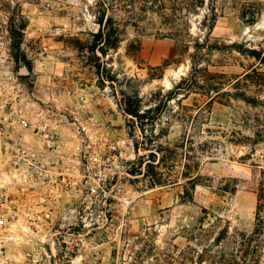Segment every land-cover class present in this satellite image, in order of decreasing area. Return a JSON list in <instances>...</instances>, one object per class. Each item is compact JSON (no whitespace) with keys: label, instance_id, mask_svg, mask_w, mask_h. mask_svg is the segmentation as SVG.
Here are the masks:
<instances>
[{"label":"rangeland","instance_id":"1","mask_svg":"<svg viewBox=\"0 0 264 264\" xmlns=\"http://www.w3.org/2000/svg\"><path fill=\"white\" fill-rule=\"evenodd\" d=\"M18 6L29 66L8 30ZM103 8L121 36L101 56L113 84L89 51ZM250 49L264 56V0H0V264H264V106L242 99L264 100L245 84L264 63ZM121 92L163 101L156 125L141 129ZM82 200L84 217L69 214Z\"/></svg>","mask_w":264,"mask_h":264},{"label":"trees","instance_id":"2","mask_svg":"<svg viewBox=\"0 0 264 264\" xmlns=\"http://www.w3.org/2000/svg\"><path fill=\"white\" fill-rule=\"evenodd\" d=\"M97 22L99 23V29L97 32L93 33V40L91 45L89 46V51L94 54V57L96 58L94 60L95 67L97 69V73L99 76V79L101 82L110 81L111 84L118 81L117 76L115 73H112V70H109L107 68V65L101 61V56H105L108 53V50L111 48H118L121 42V36L120 31L118 27L115 25V22L113 21L112 16H107L105 8H103L102 13L97 17ZM28 23L26 20V17L22 13L20 7H16L12 11V15L10 16L9 24H8V30L11 34L12 38V46L13 48L18 52L16 59L20 60L24 59L26 62V65L29 66V62L26 61L25 56L20 54L21 45L23 43L24 39V31L27 27ZM213 28V27H212ZM210 38V37H209ZM209 39L203 40L202 43H198V49L201 47H204V44L208 43ZM216 48H219V44H215ZM97 51L100 52L101 55H97ZM250 53H252L258 60H260L261 63H264V56H261L260 52L254 49L249 50ZM243 52V49H242ZM23 57V58H22ZM204 59L202 54L196 53L193 56V64L194 66L199 65L201 63V60ZM197 70V68L195 69ZM218 74H216L217 76ZM250 80V83L256 85V87L259 90L264 89V71H258L256 68L252 69V73L248 72L245 74V84L248 85V82ZM184 81V80H183ZM181 81L177 85H175L170 91L166 93V97L168 100L175 98L177 94L179 93V90L182 89ZM210 88L216 93V96L221 95V89L219 88V85L216 82H213L210 85ZM122 94V109L127 114L130 115L133 119L137 120L139 126L141 129H144V124H149L152 127L156 125V122L159 118H161L162 115V105L164 104L163 101L156 102L154 105H149L147 108H144L142 105V98L139 96V94H126L124 92H121ZM242 99L246 101L247 103H252L253 105H262L264 106V100L261 98H256L254 96L248 95L247 93L242 91ZM151 141V139H149ZM157 145L156 143L151 144V148H148L150 150L148 156L153 157V161H156V151H163L162 148ZM164 157L162 156L158 162V165L162 164L164 162ZM148 166H151L150 162H147ZM140 171V170H139ZM141 172H138L139 174ZM192 180V179H191ZM189 180V181H191ZM161 179H155L152 180L153 183H161Z\"/></svg>","mask_w":264,"mask_h":264},{"label":"built area","instance_id":"3","mask_svg":"<svg viewBox=\"0 0 264 264\" xmlns=\"http://www.w3.org/2000/svg\"><path fill=\"white\" fill-rule=\"evenodd\" d=\"M8 117L10 119L11 124H25V122L23 121V115L20 114V112H18L16 109H10L8 112ZM19 159H22V156H19ZM46 177L47 176H43L44 182H47V180H49L46 179ZM77 203L73 204L69 208V214L74 215L76 218H83L84 216L82 213L85 211L86 207H90V205L88 203L86 204L85 200L80 201L78 204Z\"/></svg>","mask_w":264,"mask_h":264},{"label":"bare ground","instance_id":"4","mask_svg":"<svg viewBox=\"0 0 264 264\" xmlns=\"http://www.w3.org/2000/svg\"><path fill=\"white\" fill-rule=\"evenodd\" d=\"M166 81H167V84H168L167 87L171 88V85H172L171 82L168 79Z\"/></svg>","mask_w":264,"mask_h":264},{"label":"water","instance_id":"5","mask_svg":"<svg viewBox=\"0 0 264 264\" xmlns=\"http://www.w3.org/2000/svg\"><path fill=\"white\" fill-rule=\"evenodd\" d=\"M23 72H27V71L24 69Z\"/></svg>","mask_w":264,"mask_h":264}]
</instances>
